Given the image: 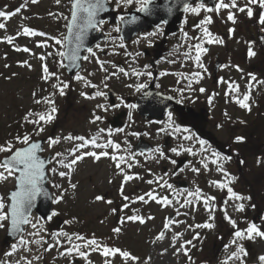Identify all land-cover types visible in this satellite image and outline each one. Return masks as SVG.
Masks as SVG:
<instances>
[{
    "label": "rangeland",
    "instance_id": "1",
    "mask_svg": "<svg viewBox=\"0 0 264 264\" xmlns=\"http://www.w3.org/2000/svg\"><path fill=\"white\" fill-rule=\"evenodd\" d=\"M246 3L247 0H237L239 6H244ZM251 7L256 8L259 5ZM62 10V3L53 6V0H36V2L0 0V11L17 12L9 19L0 18V23L6 25L4 29H0V145H5L9 141L14 146L13 149L24 145L15 139L24 134H29L32 139L45 137L44 154H52L48 166V183L54 198L63 195L59 203L54 201L53 212L58 213L57 215L52 216L51 219H42L37 215L31 217L32 224H35L36 228H33L32 224H27L24 234L21 235L28 241L25 245L20 244L21 236L8 245L2 244L1 239L8 225V221L4 222L5 227L0 228V264H29V262L30 264H197L200 261L201 264H241L240 260L230 258L236 251V246L231 244L236 229L225 219L224 210L226 209L227 215L236 221L239 229H246L251 222H255L264 231V218L261 216L262 212L257 210V206L264 209V197L256 201L258 205L247 199L244 179L246 175L255 185L264 184V157L257 156L256 151L252 152L254 154L246 155L247 167L238 168L241 173H237L233 155L220 151L216 142L218 141L220 146L228 145L230 139L240 131L239 125L255 120V114L264 105V68L250 74L246 73L247 65L256 62L258 57H264V47L259 50L251 46L256 55L249 57L247 53L241 66L239 64L234 67L231 62H226L224 68L226 88L224 92L210 95L212 101L209 110L210 119L205 126L204 136L191 132L189 135L193 138L185 139L188 135L176 133L169 144L165 145L164 139L172 131V127H166L164 124L159 127L146 125L145 133L152 136V139L146 138L153 142L155 149L151 153H137L132 143L129 145L121 143L115 137L101 133L100 126L99 129L94 127L99 110L91 111L89 106L76 107L82 99L81 94L89 91L90 84L86 80L74 78L70 82L68 79H63L64 81L57 85L59 78L62 76L67 78L58 63V55L61 51L57 45L53 43L50 47L45 43L44 35L24 34V29H32L35 33L46 35L53 33L54 29L58 30L57 25L62 23L64 25V19L65 22L68 20V13L65 15ZM59 11H62L61 16ZM229 11L235 14V20L247 15L246 12H239L236 8L228 9L226 13L228 14ZM9 37L12 41H16L15 47L12 43L7 45ZM233 45L237 47L236 49H240V45L235 41ZM29 46L34 50L31 51ZM227 46H229L228 42L225 43L222 51ZM24 48L30 51H23ZM232 52L233 47L225 51L226 59ZM45 60L48 63L47 73L44 71ZM51 67L52 72H49ZM49 73V79H45V75ZM229 82L233 84L230 94ZM64 83L75 89L79 100H76L74 106L64 105L67 107L65 111L62 104L55 102L54 106L57 109L55 118L50 123L42 121L39 126H43L44 131L36 135L35 129L38 125H26L25 117L28 113H32L29 119H38V114H42L40 112L43 109L50 112L53 105L47 101L52 100L53 97H40L43 87L57 85L56 100L62 102L64 95H61L59 90ZM246 94H250L249 100L245 101L250 105V111L237 102ZM81 115L82 119H79ZM58 117L61 118L60 121L66 119L62 125L58 123ZM85 128L95 129L93 134L96 136L97 144L107 146L93 147L89 144L86 148L75 151V155L89 151L98 154L108 152L109 155H102L99 160L85 156L70 168L66 167L74 159L73 150L81 141L68 140L65 137L69 135L79 137V133ZM49 137H58L59 143L49 147ZM200 140L206 143L202 145L199 143ZM115 144H119L120 149H116ZM173 148L177 151L172 152ZM161 151L163 156L160 155ZM4 153L0 152V157L6 155ZM56 153L62 155L56 157ZM213 153H219V157L214 156ZM112 156H123L125 159L121 162L113 160ZM180 156H187L188 161L180 169L174 170L176 163L173 164L171 161H176ZM225 156L231 159L224 160ZM220 166L223 167V172L218 171ZM52 168L57 169L56 174L50 171ZM194 168L199 169V172L193 171ZM61 171L68 175L61 177L59 175ZM126 176H131L132 179L125 181ZM178 176L187 180L189 184L187 188L183 189L173 182ZM15 181L14 177L0 181V196L4 198L5 204L8 203V191L14 187ZM214 182L231 187L246 199L240 201L229 198L227 187L221 188ZM53 184L60 187H53ZM72 184L76 187L72 188ZM154 185L158 187L160 193H156ZM197 189L200 190L198 195L195 197L189 195L195 193ZM148 193H152L156 199L147 195ZM140 196L144 197L142 201L138 199ZM96 197L102 199L97 200ZM162 197H167L171 203L158 202ZM207 197H215L214 201L207 200L211 212L205 207ZM188 200L193 203L188 205L186 203ZM240 203L245 206L243 211H237ZM4 211L7 212L6 208ZM210 215L215 219L209 220ZM133 216L138 219H129ZM139 218H143V222ZM81 221L85 222L84 226ZM209 222L215 225L211 229L195 227ZM74 226L80 231L89 230V234L84 236L74 234L76 232ZM115 228H120V231L114 232ZM161 232L164 233L163 239L158 238ZM197 234H199L198 238L194 239ZM215 236H225L222 239L221 249H218L217 255L213 257L214 260H204L207 256L206 252L213 253L214 247L212 244L205 245L202 241L205 239L208 241L209 237L213 239ZM93 238L101 246L96 250H93L95 246L90 247L87 243ZM186 241L192 243L186 244ZM240 243L248 253L243 258L244 264H261L258 258L264 255V239L256 237L253 240L245 239ZM77 245L80 252L87 254L86 257L80 256L75 250L67 251ZM226 245L228 247H225ZM104 246L128 251L138 259L123 258L119 253L105 256Z\"/></svg>",
    "mask_w": 264,
    "mask_h": 264
},
{
    "label": "flooded vegetation",
    "instance_id": "2",
    "mask_svg": "<svg viewBox=\"0 0 264 264\" xmlns=\"http://www.w3.org/2000/svg\"><path fill=\"white\" fill-rule=\"evenodd\" d=\"M228 1L224 0L225 3ZM186 2L196 5L198 0H154L150 10L155 17L148 22L134 25L129 21L126 23V20L130 15L140 14L137 11L140 5L135 2L125 4L121 0L118 7L117 0H110L107 4L110 16L104 19L102 30L93 31L95 37L100 38L88 46L93 49L95 55L88 53L85 48L80 61L81 68L74 76L69 77L70 81L81 75L82 80L90 84L89 91L83 92L87 95L81 94L82 99L79 100L75 89L68 87L64 92L62 104L74 106L76 100H79L76 107L89 106L91 111L99 110L98 116L102 119L97 120L94 127L99 129L100 126L101 133L115 137L117 141L127 145L131 143L134 145L141 137L152 139V136L145 133L146 125L159 127L164 124L166 127H172V131L167 135L169 142L175 137L174 135H177L176 133H185L186 136L194 132L198 136H204L205 126L210 119L208 114L212 103L210 95L224 92L226 88L224 74L226 62H231L234 67L239 64L241 66L249 51V49L247 51L249 42H252L251 46L261 50L264 47V25L259 23L256 8H252L254 14L251 18L246 15L231 23L227 19L228 9H221L219 12L202 10L199 14H194L183 10ZM203 2L206 7L211 8L214 7L216 0H203ZM61 3L62 11L65 15L68 13L69 20L71 0H59V2L53 0V6ZM169 8L171 11H168ZM62 11H59V16ZM121 16L124 17L123 21L120 20ZM207 17L211 18V22L201 23ZM63 22L64 25L63 23L57 25L58 30L54 29L57 32L54 43L58 45L60 51H63L64 43L56 44V40H65L64 31L68 21L66 23L64 19ZM117 26L119 32L115 30ZM205 29L212 34L213 39L222 38L223 44L206 43L208 37L204 34ZM229 29H234V32L230 33ZM193 37H200V40H195ZM234 41L240 45L239 50L233 45ZM226 42L229 46L222 51ZM197 43H202L203 47L208 49L206 53H201V63L204 68L197 67L195 60L196 52L192 49V45ZM61 45H63L62 49ZM97 45L99 48L96 47ZM231 47L233 54L226 59L225 51L227 48L230 50ZM85 56L88 57L87 60L83 59ZM58 61L64 64V56L58 55ZM247 61L249 62L248 59ZM262 68H264V57H258L256 62L246 66V73L250 74ZM120 69L124 71L121 72ZM196 72H200L202 78L192 75ZM140 85L146 87L140 88ZM201 88L205 91L201 92ZM97 93H106V95H96ZM146 94L158 97L171 96L174 99L168 100L178 102L180 107L179 105L171 107L160 119L143 115L139 111L138 99ZM129 104L136 107L129 108L127 106ZM64 107L67 110V107ZM169 112L172 113L171 120ZM79 119H82V115ZM185 128L190 132H184ZM120 129L123 131H119ZM94 131L96 130L82 129L79 137H84L85 140L95 138Z\"/></svg>",
    "mask_w": 264,
    "mask_h": 264
},
{
    "label": "snow or ice",
    "instance_id": "3",
    "mask_svg": "<svg viewBox=\"0 0 264 264\" xmlns=\"http://www.w3.org/2000/svg\"><path fill=\"white\" fill-rule=\"evenodd\" d=\"M33 2H36V0H33ZM59 2V0H58ZM110 2V0H71L72 3V8H71V19H70V23L67 25L68 30H69V35L68 37L65 38L64 41L57 39L56 40V44H62V43H70L73 44L74 47H72L71 49H69V51L67 52H60L59 55L60 56H66L68 60L70 61H77L80 59L79 56V52L82 48L85 47V37L86 35L90 32V31H100L102 30V26L105 23L104 19H100V14L102 12L108 11L109 9L107 8V4ZM121 0H117V6L119 7ZM138 3L140 5V7L137 9V11L139 12H143V13H147L150 11V6L154 3V0H123V3L125 4H132V3ZM252 5H259V7L261 9H264V0H247V3L244 6H239L237 4V0H229V2L225 3L224 0H216V3L214 5V7H206L203 0H198V3L196 5H194L193 3H188L186 2L183 5V10L185 12H192L194 14H199L202 10L206 11V12H212L213 10H215L216 12H219L221 9H232V8H236L239 12H246L247 16L249 18H251L253 16V9H252ZM17 12L19 11V9L16 10ZM168 11H171V9L169 8ZM16 13H5L4 11H0V18H4V19H9L12 15H15ZM133 20L136 19V17H132ZM227 19L229 21H232L233 23H235V14L231 11H229L228 13V17ZM120 20H124V17L121 16ZM167 21H165L166 23ZM211 22V18L207 17L204 21H202L201 23H210ZM259 23L261 25H264V12L261 13L260 17H259ZM6 27V25L4 23H0V29H4ZM199 27V25H198ZM117 32H119V27L117 26L115 29ZM229 32L232 33L234 32V29H229ZM24 34H39V35H45L44 33H35L34 30L32 29H24ZM204 34L205 36L208 37V39L206 40V43L208 44H212V43H220L223 44V39L222 38H216L213 39L212 38V34L210 32H208L207 29L204 30ZM149 35H153V33H149ZM193 39L195 40H200V37H193ZM8 42L11 43L12 42V38L9 37L8 38ZM250 46H249V51H248V55L249 57L255 56L256 53L252 50L251 48V43L249 42ZM97 48H99V45L96 46ZM192 49L195 50L196 52V56H195V60L197 62V67L199 68H204V65L201 63V53H206L208 51L207 48L203 47L202 43H197L192 45ZM18 51L21 49H17ZM23 51H30L28 48H24L22 49ZM86 51L92 55H95L93 49L91 47L86 48ZM51 55V54H49ZM189 55H191V52L189 53ZM43 59V58H42ZM83 59L87 60L88 57L85 56L83 57ZM238 67V66H237ZM44 71L45 73H47L48 69L47 66L45 65L44 67ZM121 72L124 71V69H120ZM206 71V68H205ZM137 75H140L141 73H136ZM149 75H151V73H149ZM194 77L197 78H202V74L200 72H196L192 74ZM48 77L45 76V79H47ZM76 79H83V77L81 76H77ZM252 79L255 80V77L252 76ZM198 82V81H197ZM68 85L67 83H64L63 86L60 88V94L64 95V88H67ZM94 87V86H93ZM140 88L146 87V85H140ZM190 87V85H189ZM228 88H229V94L231 93L232 89H233V84L232 82H229L228 84ZM139 90V88L137 89ZM236 90L238 91V86H236ZM201 92H204L205 89L201 88L200 89ZM82 95H87L86 93H82ZM96 95H106V93H97ZM250 98V94H246L244 95L243 99L240 100L238 99L237 102L240 104L241 107L248 109L250 111V105L248 103H246L245 101L249 100ZM168 99H171V97H169ZM49 104H52L53 107L51 108L50 112H48L47 114H38V119H29L30 116H32V113H28V115L25 117L26 122L28 123H32L35 125H38V127L35 129V134L39 135L41 132L44 131V127L43 126H39L40 123L43 121L44 123H50L54 118V114L56 113L57 109L54 106V101L49 100L47 101ZM37 103H40V101H37ZM129 108H135L136 105L133 104H129L127 105ZM98 107H103L102 105H98ZM113 107H119V105H113ZM107 110V109H105ZM172 117V113L169 112V118L171 120ZM96 120H100L102 119V117L100 116H96L95 117ZM179 130V129H178ZM103 131V130H101ZM119 131H123V129H120ZM184 132H190L189 129L185 128L183 129ZM132 135H139L138 133H132ZM193 137L191 135H188L185 137V139H192ZM18 142L26 145L25 147H21L18 149H15V151H13V145L12 143L6 142L5 145H0V152H10L12 153L9 157H6L2 162H0V181L3 180H7L9 177H14L17 181V190L13 191L10 194V203L9 204H5L4 202V198L2 196H0V228H4L5 227V221H10V228L11 231L13 233L16 232H21V226L24 224H32V221L30 219L31 216V210L32 208L35 206V203L37 201L38 197H49L50 194L48 193V191L44 188V181L46 179V172H45V161L43 159H41V157L37 154L38 151L42 150L41 149V144L39 142H32V138L29 134H24L22 137L21 136H17L15 138ZM65 139L68 140H80L81 143L77 146L76 149L73 150V155H74V159L71 160L70 164L66 165V167H71L72 165H75L77 163V161L82 160L85 156H92L94 157L96 160H99L100 157L103 156H108L109 153L108 152H102V153H96L93 151H89V152H83L80 155H75V151H78L79 149L82 148H86L89 144L92 145L93 147H106L107 145H100L97 144V140L96 138H92L89 140H85L84 137H73L71 135L65 137ZM236 142H243L244 138L243 137H236L235 138ZM59 143V138H52L49 137L48 138V144L49 147L54 146L55 144ZM111 143V142H109ZM200 144H205L206 141L200 140L199 141ZM116 149H120V145L119 144H115L114 145ZM172 152H176L177 149L173 148L171 149ZM61 153H56V157L61 156ZM160 155L163 156V152H160ZM214 156L219 157V153H213ZM113 160H118V161H124V157L120 156V157H116V156H112ZM224 160H230L231 157H223ZM173 164L176 163L175 160L171 161ZM119 167V163L117 165ZM205 168H207V165H204ZM50 171L53 174H56L57 169L56 168H52L50 169ZM193 171L195 172H199V169L194 168ZM218 171L223 172L224 169L222 166L218 167ZM59 175L61 177H64L66 175H68V173L66 172H59ZM132 179L131 176H126L125 177V181ZM149 183H151V181H149ZM217 183L219 187L224 188L227 187V192L229 194V198H235L236 200H244L246 199L245 197L239 195L238 193H236L231 187L220 183V182H214ZM53 187L59 188L60 185L57 184H53ZM72 188H75L76 185L72 184L71 185ZM168 187H171V185H168ZM200 193V190L197 189L195 193H189V195L195 197L196 195H198ZM147 195L152 196L153 199H156V196H153L152 193H148ZM125 199H128V197H124ZM63 199V195L59 196V197H55V202L59 203L61 200ZM97 200L102 199V197H96ZM139 200H143L144 197L140 196L138 197ZM215 200V197H207L205 198V207L206 209L211 212V206L208 205L207 200ZM247 199H251L250 197H247ZM158 202L164 203V204H169L171 203V201L168 200L167 197H162L160 198V200ZM186 203L188 205H191L193 203V201L188 200L186 201ZM244 204L240 203L237 206V211H243L244 210ZM5 208H9L10 209V213L4 211ZM115 211V210H114ZM225 219H227L229 221V223H231V225L233 226V228H235L236 230L234 231V238L231 241L232 245L236 246V251L233 252L231 254L232 259H236V260H240L241 264H244L243 258L248 254L247 250L244 248L243 244L240 243V241H243L245 239L248 240H253L256 237L262 238L264 239V231L261 230V228L255 223V222H251L249 224V226L246 229H239L237 227L236 221L234 219H232L230 216L227 215V210L225 209ZM58 213L53 212L52 216L57 215ZM151 218V217H150ZM48 219H51V217H48ZM129 219L131 220H136L138 219V217H129ZM141 219V222H143V218H139ZM215 217L211 216L209 217V220H214ZM176 223H179V221H176ZM215 225L214 223H205L203 225H196L195 227L199 228V227H204V228H208L211 229L213 228ZM33 228H36L35 224H32ZM192 227V226H189ZM114 232H119L120 228H115L113 229ZM34 235H37L38 233H33ZM64 235H67V233H64ZM182 235V234H179ZM198 235L195 238H198ZM164 237V233L161 232L159 235V239H163ZM79 239H84L83 237H78ZM28 241L24 240L21 236L20 239V244L21 245H25L27 244ZM37 243H39V241H37ZM88 246H95L93 248V250H96L97 248L101 247L97 240L95 238L91 239L90 241L87 242ZM186 244H191L192 241H186ZM15 247V246H13ZM225 247H228L227 245ZM46 250H50V249H46ZM78 251L79 255L82 257H86V253L85 252H80L79 251V246H75L74 249H68L67 251L71 252V251ZM110 253L112 254H116L119 253V255L123 258H131L132 260H137L138 257L132 256L130 252L128 251H123L121 249L118 248H108L106 246L103 247V255L108 256ZM185 254H187V251H185ZM259 261L261 262V264H264V255H261L259 258ZM30 264V262H29Z\"/></svg>",
    "mask_w": 264,
    "mask_h": 264
},
{
    "label": "water",
    "instance_id": "4",
    "mask_svg": "<svg viewBox=\"0 0 264 264\" xmlns=\"http://www.w3.org/2000/svg\"><path fill=\"white\" fill-rule=\"evenodd\" d=\"M108 8V6H107ZM108 16H110V12L109 10L108 11H105V12H102L100 14V19H105L107 18ZM132 17H136L135 20L132 19ZM155 16H154V13L150 10L149 12L147 13H143V12H140V14L138 15H130V17L128 18V20H126V23L129 21V23H134V25L136 23H143V22H148L150 21L151 19H153ZM70 23V22H69ZM69 35V30H67V35L66 37H68ZM100 38V37H99ZM99 38H96L95 37V34L93 31H90L86 37H85V47L82 48L79 52V56H80V59L73 62V61H70L67 59V57L65 56V65H66V70L67 72L70 74V75H73L75 73V71H77L80 66H81V58H82V55H83V50L85 48H87L88 46H90V44L92 42H94V40L96 41L97 39ZM72 47H74L73 44H70V43H67L66 42V47H65V51L64 52H67L69 51V49H71ZM168 97L167 96H163V97H158V96H151L149 94H146L145 96L141 97L140 99H138V103H139V111L142 113V114H147V115H150V116H155V117H163L165 112L170 109V107L172 106V104L167 101ZM32 142H39L41 144V149L40 151H38V155L41 157V159H43L45 161V172H46V179L44 181V188L48 191V193L50 194L49 197H38L37 198V201L35 203V206L32 208L31 210V215L35 212L37 215H39L41 218H48L52 215V211H53V193L51 191V188L48 184V165L51 161V154H49V156H45L42 154V151H43V148H44V143H45V139L44 138H40L37 140H33ZM26 146V145H25ZM25 146H21V147H25ZM19 147V148H21ZM136 150H140V151H145V152H148L152 149V144L148 141H145L144 139H140L139 142L136 144ZM18 149V147H17ZM12 154V153H11ZM10 154V155H11ZM8 155V157L10 156ZM7 156L3 157L2 158V161L6 158ZM177 169H179L180 167H182V165L187 161V157H181L180 159H177ZM178 185L181 186V187H187L188 186V183L187 181L185 180H182V181H178ZM17 190V181H16V185L14 188H12L10 191H9V199H10V194L13 192V191H16ZM10 203V201H9ZM8 212L10 213V209L8 208ZM31 217V216H30ZM25 225H22L21 226V229L22 231L21 232H16V233H13L11 231V228H10V221H9V226H8V229L4 238L2 239L4 243H7V242H10V241H14L15 239H17L24 231V228H25Z\"/></svg>",
    "mask_w": 264,
    "mask_h": 264
},
{
    "label": "trees",
    "instance_id": "5",
    "mask_svg": "<svg viewBox=\"0 0 264 264\" xmlns=\"http://www.w3.org/2000/svg\"><path fill=\"white\" fill-rule=\"evenodd\" d=\"M255 120L245 122V124L240 125V131H237V135H234L233 139H230L229 144L226 146H220L221 150L224 152H228L229 154H232L233 157L236 160V167L238 168H243L245 167V161L243 160L245 155L248 153H252L256 151V153H259L261 155H264V106L255 114L254 117ZM32 125V123H29V126ZM240 134V136H238ZM236 137H243L244 140L243 142L237 143L235 138ZM8 138L6 137V140ZM248 175V174H247ZM249 176V175H248ZM244 177V176H243ZM246 184V190L249 193V197H251V200H253V203H258L256 202L259 198L264 197V186H261L263 184H258L256 185L250 180L249 177L245 175L244 177ZM258 212H262L264 216V209H262L260 206H257ZM225 236H215L213 239L210 237L204 241L205 245L212 244L214 247V252L213 253H207L206 251V258L207 261L214 260L213 257L217 255V252L219 251L218 249H221V244L223 242L222 239H224ZM201 242V243H202ZM202 243V244H203ZM220 247V248H219ZM197 264H201V261L198 262Z\"/></svg>",
    "mask_w": 264,
    "mask_h": 264
}]
</instances>
